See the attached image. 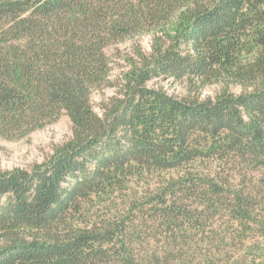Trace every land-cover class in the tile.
<instances>
[{
	"label": "trees",
	"instance_id": "trees-1",
	"mask_svg": "<svg viewBox=\"0 0 264 264\" xmlns=\"http://www.w3.org/2000/svg\"><path fill=\"white\" fill-rule=\"evenodd\" d=\"M158 27L115 84L110 47ZM62 113L73 136L47 162L0 171V264H191L224 219L264 264V0H0V134Z\"/></svg>",
	"mask_w": 264,
	"mask_h": 264
},
{
	"label": "rangeland",
	"instance_id": "rangeland-1",
	"mask_svg": "<svg viewBox=\"0 0 264 264\" xmlns=\"http://www.w3.org/2000/svg\"><path fill=\"white\" fill-rule=\"evenodd\" d=\"M160 29L158 27L153 31H145L110 47L109 56L115 84L118 85L119 79L121 80L123 74L129 70L128 59L135 58L138 53L149 54L152 51V43L156 37L161 35ZM149 86L156 89L162 88L169 95L179 99L190 96L206 100L217 97L224 90L222 84H209L202 87L198 82H190L187 79L182 81L155 79L150 82ZM229 88L235 94H240L244 90L243 86L235 83H230ZM118 90L119 88L110 86L97 90L93 94V107L100 116L103 114L102 107L116 95ZM72 136L73 124L66 113H62L55 121L36 130H26L13 136L0 134V171L31 170L34 166L47 162L54 151L67 143ZM230 180L233 181V177H230ZM223 221L222 231L217 229L214 233L215 237H211L209 242L200 239V247L196 248L197 253L191 252L189 257L192 259L191 264H201L204 258H207V264H252L251 258L242 259L241 249L243 247L238 240H234L238 236L237 231L235 230L233 235L226 234L227 220ZM3 239L4 237L0 234V244ZM223 239H226L225 242ZM209 245L216 249L212 251V255L208 251Z\"/></svg>",
	"mask_w": 264,
	"mask_h": 264
}]
</instances>
